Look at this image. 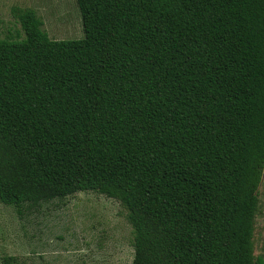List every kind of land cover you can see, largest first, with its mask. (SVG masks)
Here are the masks:
<instances>
[{"label": "trees", "instance_id": "obj_1", "mask_svg": "<svg viewBox=\"0 0 264 264\" xmlns=\"http://www.w3.org/2000/svg\"><path fill=\"white\" fill-rule=\"evenodd\" d=\"M75 5L81 39L27 8L0 39V204L94 192L125 211L130 264H264V0Z\"/></svg>", "mask_w": 264, "mask_h": 264}, {"label": "rangeland", "instance_id": "obj_2", "mask_svg": "<svg viewBox=\"0 0 264 264\" xmlns=\"http://www.w3.org/2000/svg\"><path fill=\"white\" fill-rule=\"evenodd\" d=\"M31 9L51 40L83 37L75 0H0V39H21L14 9ZM253 254L264 258V166L256 190ZM130 264L131 229L119 204L94 192L52 200L17 215L0 204V264Z\"/></svg>", "mask_w": 264, "mask_h": 264}]
</instances>
